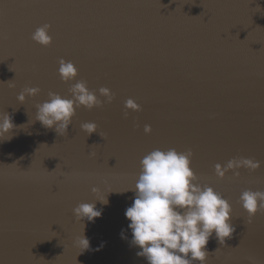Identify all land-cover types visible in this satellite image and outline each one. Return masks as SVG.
<instances>
[{
  "label": "water",
  "instance_id": "obj_1",
  "mask_svg": "<svg viewBox=\"0 0 264 264\" xmlns=\"http://www.w3.org/2000/svg\"><path fill=\"white\" fill-rule=\"evenodd\" d=\"M44 24L47 47L31 39ZM61 58L77 69L71 82L58 75ZM81 80L101 106L76 108L66 133L42 127L35 105L49 92L71 98ZM31 87L39 93L20 103ZM129 98L140 111L125 117ZM4 113L15 127L0 142V264H147L131 244L124 212L135 194L124 190L146 154L170 148L191 150L196 182L232 208L235 231L224 243L213 234L206 264H264V210L248 223L238 202L246 189L264 191V0H0ZM85 122L96 131H82ZM239 157L260 166L215 176ZM80 203L102 215L76 221Z\"/></svg>",
  "mask_w": 264,
  "mask_h": 264
},
{
  "label": "clouds",
  "instance_id": "obj_2",
  "mask_svg": "<svg viewBox=\"0 0 264 264\" xmlns=\"http://www.w3.org/2000/svg\"><path fill=\"white\" fill-rule=\"evenodd\" d=\"M49 29L48 24L36 28L31 39L43 47L49 46L52 41ZM58 64L62 82H71L76 78L77 69L71 61L61 58ZM39 91L36 87L25 88L17 99L23 103L26 95L35 96ZM69 92L71 98L49 92L45 102L35 105V119L42 127L53 129L57 134L66 133L76 108L101 106L96 93L89 90L83 80L73 84ZM99 94L105 97V102H112L113 94L108 88L101 87ZM124 108L125 117L127 110L140 111V106L131 98L125 101ZM14 127L7 113L0 116V142L12 139L10 133ZM80 128L90 135L96 131L97 125L85 122ZM150 131L151 127L145 125L144 132L147 134ZM192 155L191 150H152L139 162L140 172L135 185L124 190H132L135 194L131 206L124 212L129 221L127 227L131 231V244L139 249L136 255L144 257L147 264H206V245L213 234L219 243H224L235 231L228 200L212 186L196 182L197 177L190 167ZM259 166V161L239 157L223 166L216 164L214 173L218 179H223L229 171L233 176H239L238 169L254 171ZM91 191L95 193L96 187L93 186ZM101 202L108 203L106 197ZM238 202L247 213V222L252 223L256 213L264 210V191L246 189L241 192ZM72 212L76 221L94 222L102 215L95 203H80ZM121 234L123 236V230ZM77 243L83 251L89 248V240L83 232Z\"/></svg>",
  "mask_w": 264,
  "mask_h": 264
}]
</instances>
